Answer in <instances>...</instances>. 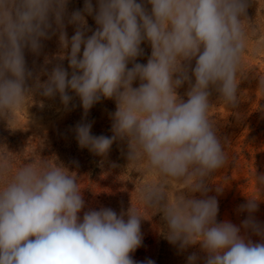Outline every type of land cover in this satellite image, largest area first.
Returning <instances> with one entry per match:
<instances>
[{
  "label": "clouds",
  "instance_id": "obj_1",
  "mask_svg": "<svg viewBox=\"0 0 264 264\" xmlns=\"http://www.w3.org/2000/svg\"><path fill=\"white\" fill-rule=\"evenodd\" d=\"M252 2L146 0L148 10L145 0H98V27L86 38L84 13L92 15L94 9L85 0L83 13L77 10L68 19L77 26L69 40L64 31L68 0H0V117L12 128L16 113L26 108L32 73L24 49L39 51L54 18L61 48L70 49L61 59L68 60L71 75L55 66L44 83L37 81L42 95L59 94L67 105L72 90L86 111L102 97L116 100L114 136H93L91 124H81L76 128L80 146L104 155L117 138L127 140V167L142 166L141 174L159 178L139 187L138 200L162 214L170 243L181 249L199 243L208 254L206 264H264V242L254 244L231 222H217L215 197L188 198L176 191L170 198L168 192L175 182L189 193H205L206 179L228 163L209 97L215 90L226 106L238 103L243 56L255 31L246 15ZM145 41L152 51L141 64L136 59ZM260 49L264 41H258ZM193 59L195 84L185 101L176 90L189 79ZM258 78L264 92V77ZM8 152L0 153V264H136L130 253L141 245L144 218L137 209L131 206L127 221L108 208L85 212L81 221L85 202L72 173L44 159L13 171ZM255 179L264 188V175ZM257 200L248 197L241 206L249 213L242 225L264 238V228L251 217ZM196 260L195 254L188 257L189 264Z\"/></svg>",
  "mask_w": 264,
  "mask_h": 264
},
{
  "label": "rangeland",
  "instance_id": "obj_2",
  "mask_svg": "<svg viewBox=\"0 0 264 264\" xmlns=\"http://www.w3.org/2000/svg\"><path fill=\"white\" fill-rule=\"evenodd\" d=\"M140 2V0H137ZM94 12L84 13L87 22V36H91L98 25L94 15L98 10V0H91ZM85 0H68L64 20V31L68 39L75 34L76 25L68 23L71 14L77 10L83 13ZM145 7L150 10L151 5ZM247 18L255 27L247 43L243 56L244 78L238 85V103L228 107L221 102L219 93L212 91L209 102L213 106L210 116L215 123L216 133L228 153V163L206 179L205 193H189L183 185L172 183L168 190L169 197L174 198L176 191L188 198L206 199L215 197L218 201L217 222L229 221L240 228V235L254 244L264 242L251 229L243 227L242 222L249 219V213L241 211V206L248 202V197L257 200V210L251 214L252 219L264 228V188L257 186L255 176L264 175V92L258 89L259 78L264 77V49L257 50L258 41H264V0H253L246 11ZM246 23H248L246 21ZM40 49L33 52L24 49L26 69L32 76L26 80L30 89V99L26 108L16 113L12 128L5 117H0V153L7 154L13 160V171L32 159L48 160L67 169L77 178L84 199V207L79 213L112 209L127 221L131 206L144 218L141 219V245L132 253L136 264H145L151 260L154 264H189L188 257L195 254V264H206L208 254L199 243L181 249L178 244L170 243L165 235V223L161 213L153 214L146 210L138 200V189L145 183H157L154 175L141 174L140 167L128 166L127 140L117 138L108 152L98 155L87 147H81L76 128L81 124H91L93 136H114V113L117 110L115 98H101L87 111L82 101L72 90V97L64 105L57 94L54 97L42 95V89L36 87L37 81L44 83L48 74L57 66H63L71 75V68L66 58L70 49H62L59 31L54 18L47 38L40 41ZM143 55L136 62L147 64L151 56V45L142 42ZM83 46L81 49V55ZM129 68L132 63H129ZM195 59L189 64V79L177 88L180 98L187 100V93L195 84L192 69ZM175 78V77H174ZM139 81L133 86L138 87Z\"/></svg>",
  "mask_w": 264,
  "mask_h": 264
}]
</instances>
